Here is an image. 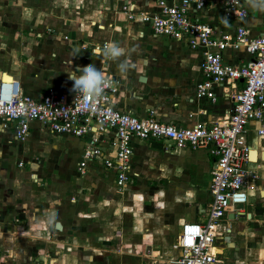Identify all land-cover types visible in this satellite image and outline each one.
Segmentation results:
<instances>
[{
	"label": "crops",
	"instance_id": "1",
	"mask_svg": "<svg viewBox=\"0 0 264 264\" xmlns=\"http://www.w3.org/2000/svg\"><path fill=\"white\" fill-rule=\"evenodd\" d=\"M61 1L64 5L51 7L49 0H6L0 7V80L15 81L22 93L32 97L47 88L70 96L73 81L67 71L94 64L115 79L112 106L118 111L136 117L151 111L157 121L177 127L215 121L229 111L232 102L224 86L214 88L213 103L195 97L194 84L201 79L198 50H190L183 41L154 36L147 24L137 18L128 20L125 13L114 10L119 3L135 11L151 9L154 0ZM244 7L246 16L241 23L248 35H264V12L250 8L247 2ZM200 17L216 31H231L235 23L222 20L215 4H209ZM112 43L125 51L118 60L102 54V45ZM221 55L224 61L236 64L248 58L241 48L225 49ZM121 62L128 65L126 72L120 71ZM240 86L237 81L228 91ZM259 128V121L249 120L237 136L238 144L248 148L243 167L255 177L248 179L246 202L237 207L234 218L222 221L217 228L213 241L216 261L212 264H264V134ZM87 137L52 134L31 121L28 135L19 141L11 127L0 128V226L5 229H0V240L6 239L7 245V255L0 258V264H175L180 251L168 245L172 238L167 227L177 236L182 222L205 219L213 155L205 148H177L165 139H133L131 177L121 187L122 198L138 193L143 196L142 203L131 200L117 204L113 212L116 218L105 217L102 210L101 227L92 229L101 231L102 241L118 236L137 241L135 245L158 236L160 247L136 252L141 247L122 245L123 249L115 250L103 246L97 259L92 255L83 258L80 249L83 255L90 251L78 245V238L73 240L75 246L60 242L73 237H67L63 220L70 206L58 187L69 189L85 179L87 190L96 187L104 193L117 188L112 171L98 161L87 163L85 173L78 174L76 166ZM147 175H156V181L147 185ZM51 176L63 185L49 184ZM148 188L149 196L145 194ZM152 198L156 203H151ZM143 206L147 208L144 211ZM164 207L169 224L152 215ZM56 223L61 230L54 229ZM20 255L25 259L19 263ZM31 255L33 259L28 261Z\"/></svg>",
	"mask_w": 264,
	"mask_h": 264
},
{
	"label": "built area",
	"instance_id": "2",
	"mask_svg": "<svg viewBox=\"0 0 264 264\" xmlns=\"http://www.w3.org/2000/svg\"><path fill=\"white\" fill-rule=\"evenodd\" d=\"M247 0H154L151 9L137 10L121 6L126 19L137 18L147 24L154 36L183 41L190 50L200 53L198 68L201 79L194 84L196 98L213 103L214 88L224 86L232 102L229 111L215 121L197 122L190 127H177L157 121L151 111L136 117L113 108L112 96L116 81L97 99L72 93L70 96L47 88L32 97L22 93L15 81L0 80V128L11 127L16 140L28 135V125L36 121L49 133L73 137L87 136L76 170L85 173V166L98 161L113 173V181L121 188L131 177L132 140L165 139L177 148L207 149L214 157L207 185L210 201L202 222L180 224L176 246L180 255L175 264H212L213 245L222 221L235 216V205L244 204L249 188L248 179L255 174L243 164L248 160V148L237 143V136L246 122H260L264 134V35L249 36L241 20L246 16ZM219 7L225 22H235L231 31H216L204 22L200 13L209 5ZM103 48L105 44L102 45ZM241 48L248 58L241 64L222 59L225 49ZM241 86L230 93L235 83ZM223 88V87H222ZM90 105V107H89ZM104 142L103 146L100 145ZM21 164V162H19ZM232 216L226 213L232 210ZM224 231L228 228L224 227Z\"/></svg>",
	"mask_w": 264,
	"mask_h": 264
},
{
	"label": "rangeland",
	"instance_id": "3",
	"mask_svg": "<svg viewBox=\"0 0 264 264\" xmlns=\"http://www.w3.org/2000/svg\"><path fill=\"white\" fill-rule=\"evenodd\" d=\"M5 2H6V0H0V7L3 6V4H5ZM48 3H49V6H51V7H60L61 5H64L63 1H61V0H49ZM122 5L128 6V4L119 3L117 5H114L115 6L114 10L117 12H120ZM76 17H78V16H76ZM79 19L82 20L83 22L86 20L82 16H79ZM129 20H134V18L129 19ZM155 176L156 175H154V178H155ZM49 178H50V180L52 179L50 182H48L49 184H51V185L58 184V183H56L57 177L51 176ZM154 178L151 175H147L145 177V182L147 183V185H149L150 181H156L155 179L157 177L155 179ZM84 180L79 179L77 181L76 185L73 184L72 187L69 189H66L64 187H58L59 192H62V194L64 195L63 197H65L62 199L68 200L67 205L70 206V209L68 210V212H64L63 220L66 223V230L68 232L67 234H69V235H67V237H69V236L73 237L71 239H69V238L63 239L62 238L63 241H60V242H67L68 244H74L73 246H75L76 243H74L73 240L78 238L81 242V244H78V245L81 247H83V246L88 247L89 250H87V252L90 251V253H85L83 255V250L80 249L79 256H81V257L85 256L86 257L87 255H89V256L92 255L95 259H97V257L100 256L99 253H101L100 250H102L103 246L111 247L112 249H115V250H117L121 247L123 249L124 246L125 247H136V249L141 247V249H137L138 251H136V252H140L141 250H143V251L146 250V252H148L149 249H151L153 246H155L157 248L160 247L161 239L158 236H156V237L151 236L152 238L145 239L136 245L134 244V242H137V241H134L132 239L120 240V238L118 239V236L108 237V239H106L105 241L100 240L101 231L100 230H93V229H95L97 227H99V228L101 227V219H100V218H102L101 211L104 210V212H105L104 216L105 217L114 216L116 218V216H115L116 214H113V212H114V209H116V211H117V208H118L117 204H121V202H125V201L130 202L131 200L142 203L143 196L141 198L140 194L134 193V196H132V198H130V196L129 197L126 196L128 198H124V199H126V200H124L122 198V189L121 188H116L115 190L112 189L113 191H104V193L96 187H93V189L87 190V187L89 186V184L86 183ZM46 181H48V180H46ZM43 182H44V180H43ZM43 182L41 184H43ZM153 183H155V182H153ZM8 185H10V183H8ZM58 185L62 186L63 184L60 181V183ZM147 190L148 191L145 192V194L147 196H149L151 189L148 188ZM136 194H138V195H136ZM148 199L150 200L151 197H148ZM153 200L154 199L152 198L151 203H156ZM146 204H148V203H146ZM103 205H105V206L102 209ZM240 205H243V204H238V205L234 206L235 211H236L237 207ZM127 208H129V207H127ZM146 209L147 208L143 206V211ZM156 210H158V209H156ZM143 214H145V213H143ZM152 215L157 216L159 218V220H163L164 222L166 221V224H169V221H167L168 220V218H167V207H164L162 210L155 211L154 213H152ZM0 225H2V224H0ZM1 228L2 227L0 226V229ZM54 229L61 230L62 228H61V225L59 223H56L54 225ZM3 230H5V229L3 228ZM3 230L1 229V231H3ZM31 230H33V229H31ZM167 230H168L167 234L170 235L172 238L171 240L168 241L170 243L168 245L174 249H177L176 233L174 231L173 232L169 231L168 227H167ZM91 233H93L95 236V237H93L94 240H91V237H92V236L90 237ZM97 234H99V235L97 236ZM5 243H6V239L0 240V247L1 246L3 247V252H2V254H0V258L3 257V255H5V256L7 255L5 252L6 248L4 247V246H7ZM122 245H124V246H122ZM154 249H156V248H154ZM18 257H19V261H17V262L20 263L21 262L20 260L24 257H21V255ZM136 257L137 256L135 255V258ZM26 258H27V256H26ZM29 259H33V256L32 255L28 256V261H29Z\"/></svg>",
	"mask_w": 264,
	"mask_h": 264
},
{
	"label": "clouds",
	"instance_id": "4",
	"mask_svg": "<svg viewBox=\"0 0 264 264\" xmlns=\"http://www.w3.org/2000/svg\"><path fill=\"white\" fill-rule=\"evenodd\" d=\"M247 4L254 10L264 12V0H247ZM102 54L111 60H118L125 54V51L118 44L112 43L102 49ZM119 69L121 72H126L128 65L121 62ZM67 72L68 79L73 81L72 91L83 97L97 99L104 94L106 89L112 87L111 80L94 64L78 66L75 70L69 69Z\"/></svg>",
	"mask_w": 264,
	"mask_h": 264
},
{
	"label": "water",
	"instance_id": "5",
	"mask_svg": "<svg viewBox=\"0 0 264 264\" xmlns=\"http://www.w3.org/2000/svg\"><path fill=\"white\" fill-rule=\"evenodd\" d=\"M231 216H232V214H231V213H229L227 217H228V218H230Z\"/></svg>",
	"mask_w": 264,
	"mask_h": 264
},
{
	"label": "bare ground",
	"instance_id": "6",
	"mask_svg": "<svg viewBox=\"0 0 264 264\" xmlns=\"http://www.w3.org/2000/svg\"><path fill=\"white\" fill-rule=\"evenodd\" d=\"M251 157H252V155H251Z\"/></svg>",
	"mask_w": 264,
	"mask_h": 264
}]
</instances>
